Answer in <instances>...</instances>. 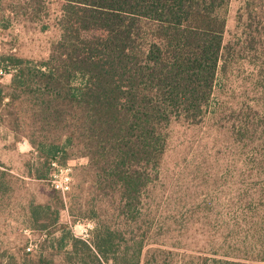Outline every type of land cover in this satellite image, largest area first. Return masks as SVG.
<instances>
[{
    "label": "rangeland",
    "instance_id": "374dc122",
    "mask_svg": "<svg viewBox=\"0 0 264 264\" xmlns=\"http://www.w3.org/2000/svg\"><path fill=\"white\" fill-rule=\"evenodd\" d=\"M246 3L255 17L258 0L229 3V48L208 113L170 126L129 222L118 217L119 188L100 182L78 148L75 120L46 121L34 94L16 99L10 87L17 68L38 66L59 41L63 1L0 0L3 264L12 256L14 264H92L81 240L94 251L104 228L112 231L105 264H120L133 237L143 243L140 264H264V18L251 20Z\"/></svg>",
    "mask_w": 264,
    "mask_h": 264
},
{
    "label": "trees",
    "instance_id": "16d2710c",
    "mask_svg": "<svg viewBox=\"0 0 264 264\" xmlns=\"http://www.w3.org/2000/svg\"><path fill=\"white\" fill-rule=\"evenodd\" d=\"M62 1L59 41L38 66L17 68L10 87L16 99L34 94L37 115L46 121L75 120L78 148L100 182L119 188L118 217L133 222L166 152L170 126L198 123L208 113L229 48L231 0ZM258 2L255 17L246 3L251 20L264 18V0ZM111 235L104 228L94 251L81 240L92 264L109 263ZM130 242L120 264H140L143 243ZM22 254L23 261L32 255Z\"/></svg>",
    "mask_w": 264,
    "mask_h": 264
}]
</instances>
